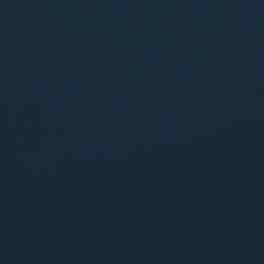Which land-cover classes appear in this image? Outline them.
<instances>
[{"label":"water","instance_id":"water-1","mask_svg":"<svg viewBox=\"0 0 264 264\" xmlns=\"http://www.w3.org/2000/svg\"><path fill=\"white\" fill-rule=\"evenodd\" d=\"M0 264H264V0H0Z\"/></svg>","mask_w":264,"mask_h":264}]
</instances>
